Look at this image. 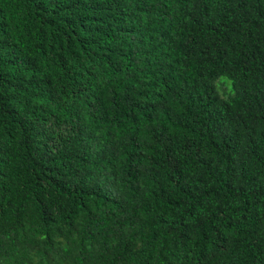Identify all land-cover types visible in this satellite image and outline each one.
Wrapping results in <instances>:
<instances>
[{
    "label": "trees",
    "instance_id": "1",
    "mask_svg": "<svg viewBox=\"0 0 264 264\" xmlns=\"http://www.w3.org/2000/svg\"><path fill=\"white\" fill-rule=\"evenodd\" d=\"M0 264H264V0H0Z\"/></svg>",
    "mask_w": 264,
    "mask_h": 264
}]
</instances>
